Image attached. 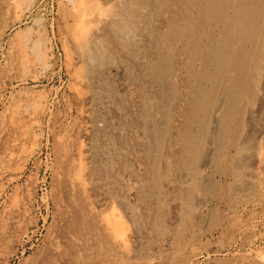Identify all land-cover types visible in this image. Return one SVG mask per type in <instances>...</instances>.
<instances>
[{
    "label": "rangeland",
    "instance_id": "rangeland-1",
    "mask_svg": "<svg viewBox=\"0 0 264 264\" xmlns=\"http://www.w3.org/2000/svg\"><path fill=\"white\" fill-rule=\"evenodd\" d=\"M249 1L0 0V264H264V150L201 133L210 74L258 69Z\"/></svg>",
    "mask_w": 264,
    "mask_h": 264
},
{
    "label": "bare ground",
    "instance_id": "bare-ground-1",
    "mask_svg": "<svg viewBox=\"0 0 264 264\" xmlns=\"http://www.w3.org/2000/svg\"><path fill=\"white\" fill-rule=\"evenodd\" d=\"M244 1L245 3L250 2L249 0H242V4H245ZM259 15H261V12H259ZM261 16L264 17L263 14ZM246 17L247 15H244L242 18H238V22H236L237 25L235 24L233 29H237L241 32L239 34L242 37L256 41L255 44L257 45V51L253 61L258 69L255 71L256 73L250 76L249 73L252 66H242L241 62H245L242 58L235 63V56H233V54H229L224 62L227 66L229 74L226 73L224 67L222 71V65L220 68L216 69L215 72L210 74L209 81H212V85L210 87L207 85L204 93L206 96L210 95L207 98L212 100L204 102L203 111H207V113L205 114V117L203 116L202 118L204 122L201 126V133L202 136H204L205 134H210L213 129L218 130L220 127L221 131L218 137L220 142H225L226 137L231 136L233 138L231 140L232 144L237 151L247 150L252 153L259 147H262L264 150V38L261 40L258 39V36L255 33V31L258 30L256 24L250 23V18ZM227 23L230 25L232 21L230 22L227 20L226 24ZM237 45L238 44H234L233 49L237 47ZM230 56L232 61H229ZM232 71L234 73H232ZM220 73L222 74L220 75ZM232 74L240 75L238 76L240 80L237 77L236 80L231 76ZM227 76L229 77L228 79ZM220 77H222V79H220ZM225 85L232 86L233 90H231L227 96H221L222 89L226 88ZM223 103L229 105V108L224 109L222 106L220 108V105ZM255 131H258V133ZM202 139L203 137H201L199 141L198 151L194 153V163L196 165L202 164L205 156V153L200 150L201 143L203 142ZM216 158L217 159L215 160L213 166L211 165L214 173L218 172L220 175H224L226 177H231L233 174L240 175L241 177L245 175L251 177V175H253L251 170L247 172L246 169V167H251L253 165V162L250 159L251 154L249 152L243 156H231L227 148H220ZM259 160L261 162V158ZM254 165L257 166L258 163H254ZM260 173H264V169L261 170ZM243 179L244 178H241L240 182L238 181L239 183L225 184L226 187L224 184H216L215 197H219L220 192H224L226 190L235 191L238 189V191L249 190L251 192L254 189V184L245 187L242 182Z\"/></svg>",
    "mask_w": 264,
    "mask_h": 264
}]
</instances>
